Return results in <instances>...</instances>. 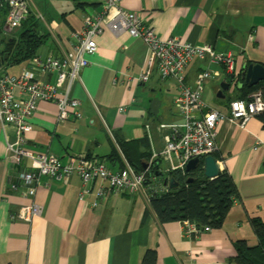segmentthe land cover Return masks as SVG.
Here are the masks:
<instances>
[{
	"label": "crops",
	"instance_id": "0c3cea01",
	"mask_svg": "<svg viewBox=\"0 0 264 264\" xmlns=\"http://www.w3.org/2000/svg\"><path fill=\"white\" fill-rule=\"evenodd\" d=\"M27 3L45 41L32 59L0 66V72L18 76L31 70L41 80L55 83L56 72L38 71L33 59L62 57L76 44L84 20L103 12L105 1L51 0L50 7L44 0ZM121 6L137 12L162 38L177 36L193 44H209L217 53L233 54L240 74L250 62L264 65V0H121ZM5 13L0 9L2 33L16 34L18 27L4 29ZM147 55L142 39L105 30L98 37V50L70 91L80 101L82 117L54 127L57 105L39 101L31 118L36 129L27 133L29 142L60 155L64 163L85 155L116 171L124 167V159L129 162L118 140L146 138V145L136 142L131 151V157L140 160L139 171L145 169L153 153L165 148L167 130L160 124L183 121L174 105L180 92L174 79H163L154 69L146 82L140 80ZM206 65L207 60L201 59L188 65L185 81L191 87ZM223 80L231 83L225 74L208 80L202 98L228 111L240 92L231 84L224 98L217 97ZM259 116L243 127L228 121L218 124L223 160L217 163L220 172L233 180L238 196L230 201L220 227L189 237L181 221L160 222L150 206L151 194L165 192L164 181L172 177L166 156L153 159L156 169L135 193L100 195L107 181L83 182L74 172L66 181L37 175L35 195L29 197L20 174L31 162L16 164L10 159L8 145L15 140V129L0 124V264H232L239 240L257 243L251 219L264 221V126ZM114 147L117 153L112 155ZM31 202L41 207V213L29 222L15 218L18 209Z\"/></svg>",
	"mask_w": 264,
	"mask_h": 264
},
{
	"label": "built area",
	"instance_id": "2783aa9c",
	"mask_svg": "<svg viewBox=\"0 0 264 264\" xmlns=\"http://www.w3.org/2000/svg\"><path fill=\"white\" fill-rule=\"evenodd\" d=\"M104 1L103 12L84 20L83 31L77 36L76 44L62 57L45 56L33 59V65L38 71L56 72L55 83L41 80L31 70L18 76L0 72V124H12L15 129V140L8 145L10 159L16 164L25 160L31 162L29 169L20 174V180L29 197L35 195L37 175L66 181L74 172H78L83 182L95 178L107 181V187L100 191V195L123 190L135 193L156 169L153 159L158 155H164L171 161V171L184 170L187 163L196 157L216 154L218 162L219 158L223 160L217 139L218 124L228 121L243 127L251 117L264 113V82L258 84L246 99L230 101L228 111H222L202 98L207 81L221 74L230 77L232 86L242 82V73L237 71L233 54L217 53L209 44L197 45L177 36L162 38L153 27L143 22L137 12L125 10L121 6V0ZM4 7L7 8L4 26L6 30L19 27L29 12L27 0H0V9ZM105 30L117 35L127 33L146 43L148 55L146 69L140 75L142 82H146L155 69L161 78L174 79L180 90L174 105L183 121L160 124V128L167 130L164 136L165 148L159 153L154 152L148 166L141 171L136 170L126 159L124 167L116 171L85 155L64 163L60 155L32 144L27 138V133L36 129L31 118L39 101H52L57 105L54 127L71 117H82L80 101L72 97L70 91L73 83L80 80L82 69L89 65V57L98 50V37ZM194 59L207 60V65L200 68L195 87H191L185 81V71ZM15 186L12 185L13 188ZM40 213L41 207L31 202L21 206L15 218L29 222ZM182 223L187 237L189 234H199L210 229L208 226L198 228L188 220Z\"/></svg>",
	"mask_w": 264,
	"mask_h": 264
},
{
	"label": "trees",
	"instance_id": "16d2710c",
	"mask_svg": "<svg viewBox=\"0 0 264 264\" xmlns=\"http://www.w3.org/2000/svg\"><path fill=\"white\" fill-rule=\"evenodd\" d=\"M3 9L7 13V8ZM37 25L38 20L29 11L16 34L4 33V30L3 34L0 29L1 67L22 63L36 55L46 36L37 30ZM255 88L256 86L248 87L243 84L241 88H238L240 92L238 98L246 99ZM259 117L264 126V113ZM139 141L118 140L117 142L124 156L138 171L141 169L140 160L135 161L133 155L131 157V151L136 142L146 145L147 140L143 138ZM116 153L117 150L114 147L112 155ZM169 175L175 178L178 185L172 188L168 186L165 192L153 193L150 196V206L160 222L188 220L198 228L204 226L218 228L223 224L230 201L238 196L236 185L228 173L220 172L214 179H208L203 174L201 164L192 172L177 170L169 172ZM190 178L191 181H189ZM251 223L257 243L250 245L244 239L239 240L235 245L236 254L230 259L232 264H264V221L252 218ZM144 260L147 262V256Z\"/></svg>",
	"mask_w": 264,
	"mask_h": 264
},
{
	"label": "water",
	"instance_id": "95a60500",
	"mask_svg": "<svg viewBox=\"0 0 264 264\" xmlns=\"http://www.w3.org/2000/svg\"><path fill=\"white\" fill-rule=\"evenodd\" d=\"M2 61L0 60V66ZM261 81H264V65L261 63L250 62L246 69L242 72V82L237 85L238 88H241L243 84H246L248 87H253L259 84ZM231 83L229 81L223 80L220 83V88L217 93V97L224 98V92L230 89ZM202 164V171L205 177L208 179H214L220 173L219 164L216 161V158L213 155H208L203 159L196 157L191 159L186 167V172H191L196 169L199 165ZM192 179L190 178L189 181ZM170 188L178 185V182L174 177H170L164 181Z\"/></svg>",
	"mask_w": 264,
	"mask_h": 264
},
{
	"label": "rangeland",
	"instance_id": "374dc122",
	"mask_svg": "<svg viewBox=\"0 0 264 264\" xmlns=\"http://www.w3.org/2000/svg\"><path fill=\"white\" fill-rule=\"evenodd\" d=\"M46 1V5H48V7H50V5H51V0H44V2ZM31 3H32V5H33V8L35 9L36 7H35V2L34 1H31ZM53 5L55 6V3H53ZM35 10H37V9H35ZM264 82V81H263ZM262 82V83H263ZM175 109H176V112H178V110H177V108H176V106H175ZM175 111V110H174ZM176 118H177V116H176ZM180 119V118H179ZM181 120V119H180Z\"/></svg>",
	"mask_w": 264,
	"mask_h": 264
}]
</instances>
